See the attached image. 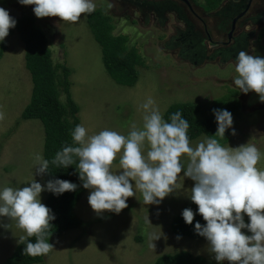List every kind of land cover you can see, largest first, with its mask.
Wrapping results in <instances>:
<instances>
[{"label":"rangeland","instance_id":"374dc122","mask_svg":"<svg viewBox=\"0 0 264 264\" xmlns=\"http://www.w3.org/2000/svg\"><path fill=\"white\" fill-rule=\"evenodd\" d=\"M94 2L96 8L107 7L114 33L126 34L130 44H134L144 58L146 66L138 67L140 76L133 86L117 84L106 71L101 46L86 23V14H82L77 23L62 21L59 17L37 18L34 5L0 0V7L8 10L13 18L22 14L33 16L47 37L53 60L65 62L71 69V94L79 105L80 125L88 130V135L105 129L127 135L133 124L141 127L144 115L141 105L149 98L163 115L172 103L206 102L235 90V98L240 102V113L232 115L236 135L223 146L235 148L251 142L264 153V103L255 92L245 94L234 85L238 73L232 53L222 55L219 60L202 62L197 56L186 57L177 52L173 41L168 43L176 29L183 27L176 17L169 15L166 22H158L153 17L147 21L145 13L139 14L126 2ZM191 2L203 10L210 36L224 40L225 31L217 26V18L206 13L204 0ZM4 42L6 48L0 58V111L5 114L0 120V190L6 186H28L33 180L46 186L44 176L36 172L38 165L34 159L37 153L43 157V125L39 119L21 117L32 88L31 76L25 67L24 44L16 30ZM254 55L264 57V48ZM205 138L209 137L201 134L191 140L192 145ZM121 154H117L113 162L117 172L121 170ZM181 159L187 162L186 156ZM257 167L264 170V158ZM180 175L183 176V171ZM179 184L180 189L159 204H143L142 194L137 192V196L128 198V207L119 214L110 211L97 214L88 203L91 190L86 189L74 208L83 223L57 236L52 242L55 248L42 262L35 264H153L158 256L181 250L203 256L205 264H220L209 251L205 237L190 238L172 232L171 220L191 200L190 189L195 182L181 177ZM47 192L41 193L43 204ZM244 219L250 222L246 214ZM7 224L9 228L3 227ZM243 231L251 235L247 229ZM22 236L26 237V233L15 221L0 218V263L12 253ZM154 236L159 239L155 240Z\"/></svg>","mask_w":264,"mask_h":264},{"label":"clouds","instance_id":"9594fccd","mask_svg":"<svg viewBox=\"0 0 264 264\" xmlns=\"http://www.w3.org/2000/svg\"><path fill=\"white\" fill-rule=\"evenodd\" d=\"M18 2L34 5L37 18L59 17L72 23L96 9L94 0ZM16 23L9 11L0 7V42ZM235 63L238 76L233 80L234 85L245 94L255 92L264 103V57L240 50ZM141 108L144 112L142 126L133 124L127 135L109 129L88 135L82 124L76 125L71 136L78 146L63 147L51 164L64 168L76 165L83 187L91 190L88 203L97 214L104 211L119 214L128 207V198L137 196V192L142 194L143 204H159L180 189L181 177L190 178L195 182L190 189V199L206 221L204 225L196 222L195 231L206 238L215 260L220 264L225 261L264 264V170L257 167L264 153L251 142L235 148L221 144L229 129L236 135L233 116L226 109H213L218 125L215 137L219 139L205 138L193 146L188 135L189 121L180 111L172 114L168 122L153 99L149 98ZM4 118L5 114L0 111V120ZM120 153L121 170L117 172L113 162ZM184 156L187 162L181 159ZM34 159L38 165L36 172L46 174L49 161L38 153ZM76 189L75 183L55 179L46 186L33 180L28 186H6L0 190V218L15 221L26 233V237L18 240L25 245L24 254L44 256L55 248L48 237L51 222L56 217L52 209L41 202V193L47 190L61 195ZM245 214L249 217L248 223ZM182 216L191 225L195 213L185 208ZM3 227L9 228V224ZM27 237H35V242H26Z\"/></svg>","mask_w":264,"mask_h":264},{"label":"trees","instance_id":"16d2710c","mask_svg":"<svg viewBox=\"0 0 264 264\" xmlns=\"http://www.w3.org/2000/svg\"><path fill=\"white\" fill-rule=\"evenodd\" d=\"M223 0H204L207 10L216 9ZM17 23L16 30L24 44L25 67L29 71L32 81L30 99L21 112L23 119H39L43 125V158L49 161V171L44 174L47 184L50 180L63 179L75 183L77 189L74 192H65L56 195L47 192L44 204L52 209L56 219L52 226L48 242L53 240L68 229L80 226L83 221L79 219L74 208L86 190L79 178L76 165L67 168L51 164L55 154L65 146H78L74 143L71 132L76 125H80L79 105L71 94V69L65 62H55L52 51L48 45L47 37L35 21L34 17L22 14L14 18ZM86 23L96 40L101 46L103 65L111 78L120 85L133 86L137 82L140 73L139 66H146L144 58L138 52L134 44H130L126 34L113 32L112 18L104 13L103 9H95L91 14H86ZM10 29V33L13 31ZM6 48L4 41L0 42V58ZM235 90H230L221 98L210 101H186L175 102L168 106L163 116L170 122V117L180 111L183 118L190 124V140L205 134L209 138H217L216 117L213 109L228 110L232 115L240 112V103L235 98ZM232 137V130L225 133L221 144L225 145ZM78 163V158H77ZM185 208H191L195 213L194 221L187 224L182 216ZM170 223L171 230L176 235L200 238L195 231V223L206 224L198 212V206L189 200ZM27 240L35 242V237H27ZM24 244L17 243L13 252L0 264H34L44 260V256L31 257L24 254ZM153 264H205L201 255H194L187 250L176 253H166L158 256Z\"/></svg>","mask_w":264,"mask_h":264},{"label":"flooded vegetation","instance_id":"af4514ba","mask_svg":"<svg viewBox=\"0 0 264 264\" xmlns=\"http://www.w3.org/2000/svg\"><path fill=\"white\" fill-rule=\"evenodd\" d=\"M116 1L134 6L139 14L145 13L147 21L153 17L158 22H166L169 15L176 17L183 23V27L176 29L168 43L173 41L172 44L179 54L189 58L197 56L200 62L215 58L219 60L222 55L231 53L236 59L240 50L249 51L254 55L258 49L264 48V0H223L216 9L206 11L211 17L218 19L217 26L225 31L224 40H215L210 36L208 19L203 18V10L191 0ZM106 10L107 7L103 9L104 13L111 17ZM190 16L197 24L199 23L198 26L193 23Z\"/></svg>","mask_w":264,"mask_h":264},{"label":"crops","instance_id":"0c3cea01","mask_svg":"<svg viewBox=\"0 0 264 264\" xmlns=\"http://www.w3.org/2000/svg\"><path fill=\"white\" fill-rule=\"evenodd\" d=\"M77 103V102H76ZM15 248V247H14ZM14 250V249H13ZM13 252V251H12ZM3 262V261H2ZM35 264V263H34Z\"/></svg>","mask_w":264,"mask_h":264}]
</instances>
